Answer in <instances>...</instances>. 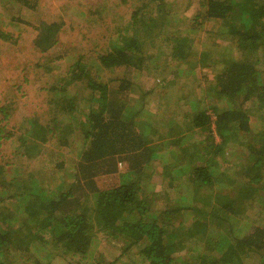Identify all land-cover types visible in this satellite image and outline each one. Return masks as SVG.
Listing matches in <instances>:
<instances>
[{
	"label": "trees",
	"instance_id": "16d2710c",
	"mask_svg": "<svg viewBox=\"0 0 264 264\" xmlns=\"http://www.w3.org/2000/svg\"><path fill=\"white\" fill-rule=\"evenodd\" d=\"M135 2L129 24L122 31L119 27L125 33H116L114 41L92 52L95 64L81 62L86 59L81 55L68 71L67 85L83 81L91 98L88 107L80 111L74 105L66 84L47 87L48 92L60 94L53 95L51 102L59 107V117L67 115L76 120L73 127L59 124L53 118L54 111L47 123L37 117L26 119V133H32V138L22 142L25 161L45 156L48 140L55 139L67 147L70 133L79 135L82 147L71 165L70 184L60 175L64 164L47 159L37 168H51L52 185H37L29 171L24 175L25 187L13 184L23 173L20 168L7 177V187L0 189V264H47L42 261L44 256L36 255L41 245L47 253L83 258L94 228L124 248L137 245L147 264H264V226L241 215L245 204L240 208L246 201L264 206V132L251 128L249 109L245 108L249 102H255L257 108L264 105V0H196L197 10L190 17V25L182 22L183 30L179 28L181 18L172 23L176 17L166 7L172 1ZM209 21L219 24L225 44L231 47L195 48V35ZM171 25L175 27L170 33L167 29ZM58 28L54 21L36 26L35 48L48 53L58 41ZM0 36L6 38L8 33L0 31ZM155 39L173 40V58L191 61L213 73L204 85V102L189 99L187 94L179 98H186L192 112L182 121L174 117L168 120L166 133L156 116L151 119L140 112L141 107L135 110L130 105L131 93L142 96L137 83L125 74L107 81L100 74L115 68L135 73L149 70L146 64L154 54L151 43ZM233 48L236 58L229 57ZM210 96H214L213 103H205ZM8 105H0V115ZM5 117V113L0 116V123ZM239 133L250 135L251 140L245 143L243 158L236 163L238 183L224 191L222 179L231 169L227 168L230 161L226 152L233 148ZM193 134L200 139L194 140ZM3 135L8 136L6 132ZM157 160L171 163L160 173L167 188L176 191L185 181L189 183L188 198L176 195L168 202L171 197L165 189L160 195L167 202L155 206L159 194L141 175ZM121 163L128 168L119 174L118 182L113 180L102 188L88 181L84 184L85 177L113 175ZM6 165L0 162V177L5 175ZM216 166L221 171L214 175ZM218 180L219 187L215 186ZM79 193L85 198L83 205ZM86 193L91 194L89 201ZM187 245H191L190 260H179L175 254Z\"/></svg>",
	"mask_w": 264,
	"mask_h": 264
},
{
	"label": "rangeland",
	"instance_id": "374dc122",
	"mask_svg": "<svg viewBox=\"0 0 264 264\" xmlns=\"http://www.w3.org/2000/svg\"><path fill=\"white\" fill-rule=\"evenodd\" d=\"M167 1H172L171 3L174 4V6L171 3L166 4V7L176 17L172 20V23H176L177 19L181 18L179 28L185 29L182 22L188 23L190 17L196 12V0ZM135 3V0H0V31L8 33L6 38L0 36V105L9 104L5 108L6 111L0 115L6 114L0 126L2 131L8 135L4 137L3 132H0V162L7 163L3 170L5 175L2 174L0 177V182H2L0 189L7 187V177L11 178L14 170L19 168L23 173L18 181L13 184H22L21 187H25L27 178L24 175L27 176L29 171L37 179V185H43L42 183L46 182L52 185L55 180L50 176L51 171L49 169L51 168L46 167L44 171L37 168L43 159H47L52 163L61 161L64 164L62 166L64 172L60 173L61 177L65 179L66 184L72 182L71 168L73 167L71 165L82 147L79 135L70 133V136L68 135L70 145L67 147L59 145L55 139L48 140L47 145L44 147L45 156L37 155L32 160L25 161L24 155L21 154L22 149L25 150L22 142L24 143L25 138H32V133H26V128L29 127V121L27 122L26 119L32 120L37 117L43 123H47V119L54 111L55 114L52 116L57 119L59 124L73 127L76 120L67 115L59 117L57 113L59 107L53 106V102H51L53 101V95L54 97H60V94L56 91L48 92L47 87L52 84L67 85L68 71L73 69L75 61L78 58L81 59V55H86V59L80 60L81 62L95 64L96 58H94L92 52L114 41L116 33H125V31H121L129 24L128 16L131 6ZM170 20L171 17L166 19V21ZM42 21H54L56 26H59L58 41L48 53L38 51L34 45L37 33L36 26L40 25ZM188 25L190 24L188 23ZM173 27L175 26L171 25L167 29L168 32L171 33ZM224 38L225 36H222L219 31V24L209 21L202 25V29L195 35L196 42H192V44L197 49L202 46L219 49L231 47L232 44H225ZM151 44L154 46L153 49L151 47V52L154 54L146 64L151 67L149 70L135 73L134 70L123 71L122 68H115L111 73L102 71L100 74L104 81L111 80L113 76L125 74L137 83V86L142 89V96L138 97V93H131L132 101L130 105L135 110L141 107L140 112L144 116L152 117L151 119L156 116L163 126L159 128L166 133L168 120H172V117H174L182 121L186 115L192 112L186 98H179L187 94L189 99L196 100L198 98L204 102L202 98L204 85L208 81L210 82L213 73L211 69L199 68L200 65L197 66L191 61L185 62L180 58H173V40L164 42L155 39ZM229 54V57L236 58L235 48L231 49ZM92 72L94 74V70ZM112 84L110 83V85ZM65 90L73 96L74 105L80 111H83L91 103L89 92L84 87L83 81L70 82ZM213 101L214 96L205 98V103L212 104ZM248 104L245 108L249 109L251 128L254 131L264 132V105L257 108L255 102H249ZM21 134L24 136L20 137ZM214 136L216 140H219L216 134ZM192 137H194V140L195 138L200 139L194 134ZM250 140V135L239 133L232 144L233 148L227 149L228 156L226 155V157L230 161H228L227 168L231 169L222 179L225 187L224 191L226 189L232 190L236 186V181L238 183L239 175L236 173L238 168L236 167V159L239 157V153L243 158L245 143ZM163 157L165 159V156ZM170 161L173 163L172 160ZM28 163L30 166L26 167ZM170 164L161 160L154 161L150 166L152 167L151 172L154 173L149 174L151 172H147L149 167L141 175L144 181L149 184L151 190H155L159 194L158 203L155 204L157 208L165 204L167 200L169 202L171 199H175L176 195H182L185 198L191 195V188H188L189 183L185 181V178H183L185 182L176 191L166 187L164 176L161 177L160 173L161 170H165L164 167H168ZM173 166L178 167L175 164ZM127 168L125 164L121 163L113 175L85 177L83 182L84 184L86 181L94 183L100 188L102 185H109L113 180L117 179L118 182L120 180L119 174L125 172ZM179 171L183 172L182 169ZM219 171H221L220 167L216 166L214 175ZM52 174L59 175L56 172H52ZM215 186H220L219 180L216 181ZM165 189L171 197L167 200L166 198L162 199L160 195ZM78 195L81 197L80 203L83 205L85 198L80 193ZM89 195L91 196V194H88L86 198L88 201ZM243 205L245 210L241 215H247L250 221L264 226V206L261 207L257 201L254 205L246 201L240 208ZM15 218L16 216L12 221ZM255 223H252V225ZM91 235L93 236L92 243L83 258H73L69 254L55 255L51 252L47 253L48 251L43 250L45 248L42 245L37 248L36 255L44 256L42 261L47 264H147L138 252L137 245L124 248L120 246L122 244L114 241L108 234L96 228L91 230ZM190 246L182 247V250H179L175 257H178L179 260L189 261L190 252L188 250H190Z\"/></svg>",
	"mask_w": 264,
	"mask_h": 264
},
{
	"label": "crops",
	"instance_id": "0c3cea01",
	"mask_svg": "<svg viewBox=\"0 0 264 264\" xmlns=\"http://www.w3.org/2000/svg\"><path fill=\"white\" fill-rule=\"evenodd\" d=\"M238 155H239V157L236 159V163H238L240 158H241L240 153Z\"/></svg>",
	"mask_w": 264,
	"mask_h": 264
}]
</instances>
